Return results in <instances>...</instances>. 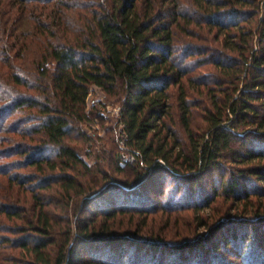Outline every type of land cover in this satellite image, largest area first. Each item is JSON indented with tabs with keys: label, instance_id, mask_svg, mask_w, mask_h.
Segmentation results:
<instances>
[{
	"label": "trees",
	"instance_id": "1",
	"mask_svg": "<svg viewBox=\"0 0 264 264\" xmlns=\"http://www.w3.org/2000/svg\"><path fill=\"white\" fill-rule=\"evenodd\" d=\"M0 47L4 79L42 96L17 99L13 108L36 109L41 118L33 132L57 147L60 162L31 154L30 164L38 170L48 164L53 170H88L64 142L70 127L88 120V99L96 88L121 103L127 146L138 160L116 169L137 173L132 182H121L128 190L115 185L109 195L100 194L104 208L93 211L78 233L80 243L120 247L122 259L132 245V264H141L139 250L158 264L161 256H176L186 248L195 253L191 264H264L260 213L252 220L240 218L234 228L219 221L211 233L188 244H170L157 234L143 239L115 232L110 223L98 224L100 215L115 220L119 213L148 212L149 184L164 171L179 177L180 184H195L199 175L225 169L214 196L194 203L197 209L209 207L220 195L238 203L264 197V186L253 184L264 183V0H0ZM31 76L38 84L26 80ZM59 180L65 191L82 193L83 184L75 177L61 174ZM97 180L91 191L100 187ZM131 187H137L135 197L118 203ZM12 210L0 208V213L21 216ZM39 214L43 237L51 224L43 205ZM70 236L57 249L55 263L48 249L53 242L30 244L23 238L22 248L32 257L24 264L124 263L100 255L88 259L77 254L75 260L73 247L66 249Z\"/></svg>",
	"mask_w": 264,
	"mask_h": 264
},
{
	"label": "rangeland",
	"instance_id": "2",
	"mask_svg": "<svg viewBox=\"0 0 264 264\" xmlns=\"http://www.w3.org/2000/svg\"><path fill=\"white\" fill-rule=\"evenodd\" d=\"M185 6L186 10L191 11L187 4ZM26 64L30 68V64L28 62ZM206 69H198L192 75L203 74ZM0 70V83L4 86L3 92L5 91L2 93L0 89V208L8 210L13 208V212L21 215L10 217L0 213V264L28 262L32 257L26 253L20 242L26 238L30 244L37 240L53 242L48 249L54 256V262L57 249L68 240L70 234L66 249L73 247L75 260L77 254L88 259L100 255L103 256L102 258L117 262L124 260L123 264H132L131 251L135 250L132 245L128 244L130 251H127L128 256L122 259L119 255L120 247L111 250L104 247L97 249L95 244L80 243L77 238L89 218L95 216L93 211L104 208L100 196L109 195L110 189L115 185L128 190V187L121 182L126 180L132 182L137 173L128 167L125 173H120L116 169L118 165L137 163L128 159L133 152L131 148L126 149V145L121 142L122 138L119 136L121 103L96 88L92 90L88 99L86 109L88 120L76 121L70 127L64 142L75 150L87 164L88 170L83 169L82 166L65 171L53 170L51 164L44 165V170H38L30 164L31 154H35L36 158L43 154L49 156L52 163L60 162L61 160L55 155L57 147L45 142L40 135L33 132V127L39 124L41 118L36 109L25 107L17 111L13 108L17 99L42 96L36 90L13 85L10 79L5 80L2 76L6 68L0 65ZM27 71L30 72V69ZM26 80L38 84L34 76ZM194 100L199 102L200 99L195 96ZM139 170L141 171V168ZM221 171L225 172V169L222 168ZM221 171L211 170L209 173L199 175L200 179L195 184H180L182 180L179 177H173L169 171L160 172L153 177L147 190L151 201V209L148 212L119 213L115 220L106 219L107 216L100 215L98 224L107 222L112 224L115 232H130V235L143 239L157 234L158 238L167 240L170 244H188L200 240L202 235L211 233L219 221H225L223 224L225 228H234L239 226L242 217L252 220L256 213L264 215V197H252L238 203L230 196L220 195L209 207L197 209L194 203L202 202L204 196L210 198L214 196L213 190L218 188L222 179ZM61 174H67L79 180L83 184L82 193L65 191L59 180ZM102 176L108 180L103 182ZM225 176L229 179L231 172L229 171ZM96 180L100 182V187L96 191H91ZM253 184L258 187L264 186V183ZM131 188V194L126 193L124 196L127 197H119L118 203H130L129 201L138 191L137 187ZM105 191L106 194H104ZM41 205L44 206L46 217L51 224L49 231L42 234L43 237L38 231ZM228 215L234 220L227 221ZM189 250L186 248L185 252H179L176 256H161L158 260L161 262L158 264H191L195 253ZM139 251L136 254L141 264H154L150 253L146 255L145 249ZM219 254L223 255L222 251ZM228 260L239 262L236 257H230Z\"/></svg>",
	"mask_w": 264,
	"mask_h": 264
},
{
	"label": "built area",
	"instance_id": "3",
	"mask_svg": "<svg viewBox=\"0 0 264 264\" xmlns=\"http://www.w3.org/2000/svg\"><path fill=\"white\" fill-rule=\"evenodd\" d=\"M119 114H120V112H119ZM120 125H121V127H120L119 136H120V138H122L121 142L126 145V149H129L128 146H127L128 136L126 135V133L124 131L125 124H124L123 121H120ZM132 154L133 155L130 156L131 158L128 156L129 157L128 159L131 160V161H137V155H136V153L133 152Z\"/></svg>",
	"mask_w": 264,
	"mask_h": 264
}]
</instances>
